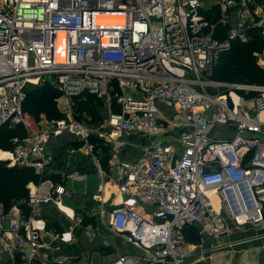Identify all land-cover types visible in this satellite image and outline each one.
<instances>
[{
  "label": "built area",
  "instance_id": "2783aa9c",
  "mask_svg": "<svg viewBox=\"0 0 264 264\" xmlns=\"http://www.w3.org/2000/svg\"><path fill=\"white\" fill-rule=\"evenodd\" d=\"M215 5L217 13L204 10L202 0H0V126L25 131L0 160L39 175L26 184L25 198L5 211L0 203V257L65 261L46 252L40 204L60 206L67 188L43 176L50 163L44 145L62 133L86 142L101 136L73 115L72 97L85 93L102 101V125L154 137L142 147L144 165L118 159L120 182L105 180L127 194L112 208L110 228L141 250L108 264H193L185 227L217 238L227 232L225 220L264 226V85L210 77L221 52L256 35L262 46L254 56L264 64V4ZM46 79L61 92L60 118L37 119L22 107L27 90ZM159 103L173 105L177 119ZM228 129L229 136H214ZM65 176L83 180L86 173L73 168ZM137 200L146 206L138 208ZM55 238L67 242L71 234Z\"/></svg>",
  "mask_w": 264,
  "mask_h": 264
},
{
  "label": "crops",
  "instance_id": "0c3cea01",
  "mask_svg": "<svg viewBox=\"0 0 264 264\" xmlns=\"http://www.w3.org/2000/svg\"><path fill=\"white\" fill-rule=\"evenodd\" d=\"M253 1L264 4V0ZM204 2L207 3L202 1L204 10L212 8L215 13L220 10L215 5L216 1ZM167 107V115L177 119V115L168 111ZM105 115L103 106L101 119ZM260 116L264 118V111ZM103 122L99 120L97 128H94L95 133L101 136L92 135L101 140L97 144L92 145L89 140L86 142L78 136L62 133L51 137L44 145L50 163L43 176L62 182L67 188L60 206L51 202L40 204V214L46 220L44 240L51 245L46 250L47 256L53 258L55 255H63L65 261L62 264H108L119 255L141 253L140 248L126 235L112 231L109 226L112 208L127 194L118 191L116 182L110 184L105 180L113 177L120 182L114 163L118 159L139 160L144 165L146 159L142 147L148 145L154 137L140 130L121 133L102 125ZM224 133L229 136L231 129ZM73 168L86 173L85 179L66 178L65 175ZM213 198L219 207L217 198ZM137 206L142 208L146 205L137 200ZM224 224L227 232L217 238L200 234L197 227L192 225V233L188 236L196 237L197 240L185 242L192 251L189 259L193 264H264V226L245 224L237 227L229 220H225ZM64 231L71 234L67 242L55 238V235ZM199 255L201 258L196 260ZM16 259L14 255L4 253L0 257V264H16ZM137 264L147 263L140 261Z\"/></svg>",
  "mask_w": 264,
  "mask_h": 264
},
{
  "label": "trees",
  "instance_id": "16d2710c",
  "mask_svg": "<svg viewBox=\"0 0 264 264\" xmlns=\"http://www.w3.org/2000/svg\"><path fill=\"white\" fill-rule=\"evenodd\" d=\"M262 46L261 39L256 35L247 44L235 43L229 51L221 52L213 65L210 77L219 81L264 83V71H261L256 64L252 53ZM264 69V67H262ZM61 92L48 79L31 86L26 93L22 107L37 119L47 120L60 118L63 114L58 109V102ZM74 113L77 118L85 120L90 116L92 119L101 120L103 103L95 95L85 93L83 96L72 97ZM101 109V110H100ZM83 114V115H82ZM25 131L21 125L3 124L0 126V148L5 151H12L16 142L21 139ZM89 142L97 144L101 140L88 137ZM9 153L0 150V157H8ZM39 175L31 167L9 165L8 161L0 160V203L4 211L12 202H19L27 196L26 184L30 181L37 182ZM192 225L183 229V236L186 241L197 240L190 238Z\"/></svg>",
  "mask_w": 264,
  "mask_h": 264
},
{
  "label": "rangeland",
  "instance_id": "374dc122",
  "mask_svg": "<svg viewBox=\"0 0 264 264\" xmlns=\"http://www.w3.org/2000/svg\"><path fill=\"white\" fill-rule=\"evenodd\" d=\"M203 1V3H205L204 2V0H202ZM212 1H219V0H212ZM207 2H208V0H207ZM205 4H207V3H205ZM256 50H254L253 51V53H252V56L254 57V59H255V61H256V58H255V56H254V52H255ZM219 57V56H218ZM256 64H257V66L259 67V69L261 70V71H264V69H262V67H264V64H258L257 62H256ZM257 84H261V85H264V83H257ZM63 101V99H59V101ZM165 104H163V103H159L158 104V108L160 109V111L162 112V113H164V114H168L167 112H166V109H165ZM168 107H167V109H168V111H170V112H174L175 110H174V106L173 105H167ZM169 112V113H170ZM73 115L74 116H76L75 115V113H74V108H73ZM83 115V114H82ZM105 117V116H104ZM103 117V119H101V121H104L105 120V118ZM42 118H43V116H42ZM84 119V118H83ZM85 120H87V124L89 123V125L91 126V127H93V128H97L96 126H97V124H98V122H99V120L98 119H92V117H90V116H88V118L86 117L85 118ZM223 136H228V133H215V137H218V138H220V137H223ZM0 150L1 151H4V152H7V151H5V150H3V149H1L0 148ZM4 161H7V160H4ZM8 164H9V162H8Z\"/></svg>",
  "mask_w": 264,
  "mask_h": 264
},
{
  "label": "bare ground",
  "instance_id": "6f19581e",
  "mask_svg": "<svg viewBox=\"0 0 264 264\" xmlns=\"http://www.w3.org/2000/svg\"><path fill=\"white\" fill-rule=\"evenodd\" d=\"M0 158H7V157H0ZM213 202H215V201H214V198H213Z\"/></svg>",
  "mask_w": 264,
  "mask_h": 264
},
{
  "label": "water",
  "instance_id": "95a60500",
  "mask_svg": "<svg viewBox=\"0 0 264 264\" xmlns=\"http://www.w3.org/2000/svg\"><path fill=\"white\" fill-rule=\"evenodd\" d=\"M106 6H108V5H106Z\"/></svg>",
  "mask_w": 264,
  "mask_h": 264
}]
</instances>
